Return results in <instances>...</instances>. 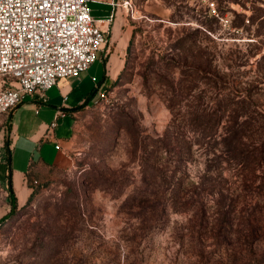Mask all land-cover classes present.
<instances>
[{
    "label": "rangeland",
    "instance_id": "374dc122",
    "mask_svg": "<svg viewBox=\"0 0 264 264\" xmlns=\"http://www.w3.org/2000/svg\"><path fill=\"white\" fill-rule=\"evenodd\" d=\"M123 2L107 44L113 52L127 41L121 74L100 83L99 55L58 82L73 90L64 103L56 94L57 108L95 97L65 141L67 165L35 166L32 197L0 221V264H264V162L242 178L222 161L219 185L207 189L212 155L199 134L208 128L222 142L241 128L264 150V0ZM89 7L96 19L110 12ZM9 115L0 148L13 139ZM28 158L13 155L14 173Z\"/></svg>",
    "mask_w": 264,
    "mask_h": 264
},
{
    "label": "built area",
    "instance_id": "2783aa9c",
    "mask_svg": "<svg viewBox=\"0 0 264 264\" xmlns=\"http://www.w3.org/2000/svg\"><path fill=\"white\" fill-rule=\"evenodd\" d=\"M91 1L0 0V122L27 97L45 98L97 61L110 36Z\"/></svg>",
    "mask_w": 264,
    "mask_h": 264
},
{
    "label": "crops",
    "instance_id": "0c3cea01",
    "mask_svg": "<svg viewBox=\"0 0 264 264\" xmlns=\"http://www.w3.org/2000/svg\"><path fill=\"white\" fill-rule=\"evenodd\" d=\"M125 0H92L91 2L103 4L110 8V12L105 18H97L101 20V27L109 31L110 43L111 36L117 37L118 16L123 13L122 7L115 8L113 3H122ZM133 1V0H128ZM122 8V9H121ZM121 11V12H120ZM107 47V48H106ZM127 47V41L122 46H114V51L108 49L109 46H104L107 50L101 51L98 54L104 63V79L100 83H106L109 79H116L124 67V61L120 54ZM100 55V57H99ZM95 62V63H96ZM94 63V64H95ZM114 68V70H112ZM81 74V73H80ZM79 74V75H80ZM79 75L72 78H77ZM92 80L99 82V79L92 77ZM58 85V84H57ZM98 88V85H97ZM96 88V90H97ZM73 90L69 81L61 82L57 87H52L48 90L49 97L41 98L38 95L27 97L25 101L18 105L17 108L10 112L8 123L10 125L7 131L10 137V142L6 147L0 148V161L5 163V151L8 152L7 165H0V221L10 211L11 204L9 202V194H14L16 206L27 204L31 196V188L28 184V177L35 166L56 167L67 165L65 156V141L69 139L74 132L75 119L79 114V107L86 108L94 99L95 92L87 97H80L78 105H60L55 107L56 94L62 96V102L69 100L68 94ZM95 90V91H96ZM34 112L35 117L30 119L26 113ZM70 118L71 123H61L63 119ZM56 124V126H53ZM62 129V130H61ZM5 133L4 131L1 133ZM59 147V148H58ZM33 150V151H32ZM29 154L27 166L19 168L20 171H13V155L15 153ZM4 184V186L2 185Z\"/></svg>",
    "mask_w": 264,
    "mask_h": 264
},
{
    "label": "trees",
    "instance_id": "16d2710c",
    "mask_svg": "<svg viewBox=\"0 0 264 264\" xmlns=\"http://www.w3.org/2000/svg\"><path fill=\"white\" fill-rule=\"evenodd\" d=\"M81 109H83V106L79 107V110ZM206 111L207 110H205L204 117L206 116ZM207 116L209 119L211 118V114H208ZM173 126L174 121L173 125H171L170 128L175 130ZM170 128L168 127L166 135H170L172 139L175 135V131L171 130L170 132ZM190 133L195 136L196 130L192 129L190 130ZM199 134L205 140L204 146L206 147L208 154L212 155L207 161L208 166L204 173L205 187L207 189H211L219 185L217 181L213 179V177L223 176V171L222 169H220L219 166L222 161L230 163L231 166L237 167L239 173L242 174V178H246V175L250 174L256 169H259L262 166V163L264 162V150H261L262 148L256 151L254 149H251V147L247 143H245L244 140L245 137H247L246 131L241 128L228 129V132L226 136H224V140L222 142H218L217 139H214V136L208 128L200 130ZM166 144L170 145V142L167 141ZM193 145V141L190 140V145L188 144L186 149L188 153L189 151H192ZM186 151L184 153H186ZM179 153L183 154L182 152ZM31 197L32 195L30 196V198ZM9 202L11 204L10 213H14L16 209V204L14 194L12 193L9 194ZM225 219L226 217L222 216L220 218H217L216 220H219L218 222L222 223Z\"/></svg>",
    "mask_w": 264,
    "mask_h": 264
}]
</instances>
